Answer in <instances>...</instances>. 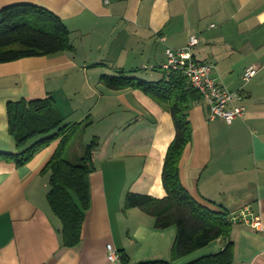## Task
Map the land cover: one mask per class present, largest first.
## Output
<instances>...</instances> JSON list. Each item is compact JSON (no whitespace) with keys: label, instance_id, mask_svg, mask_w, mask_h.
Returning a JSON list of instances; mask_svg holds the SVG:
<instances>
[{"label":"crops","instance_id":"obj_1","mask_svg":"<svg viewBox=\"0 0 264 264\" xmlns=\"http://www.w3.org/2000/svg\"><path fill=\"white\" fill-rule=\"evenodd\" d=\"M22 3L57 14L75 50L0 64V154L18 152L8 104L48 95L69 122L92 120L85 133L97 127L93 134L103 145L95 153L91 208L76 247L63 245L62 222L48 201L51 174L44 169L60 140L24 166L0 160V264H122L109 260L108 244L124 251L130 264H187L221 252L230 241L235 264H264V0H0V13ZM192 35L200 38L196 60L214 64L228 89L245 94L246 113L232 124L208 121L207 104H194L182 183L201 205L227 210L230 218L251 209L262 225L232 223L230 239L174 260L177 228L157 229L153 216L125 207L129 192L167 196L163 170L176 136L172 115L143 91L112 90L101 78L135 71L142 80L159 81L155 72L163 71L166 49L185 47ZM249 66L259 72L246 83Z\"/></svg>","mask_w":264,"mask_h":264},{"label":"trees","instance_id":"obj_2","mask_svg":"<svg viewBox=\"0 0 264 264\" xmlns=\"http://www.w3.org/2000/svg\"><path fill=\"white\" fill-rule=\"evenodd\" d=\"M71 31L54 12L37 4H13L0 13V64L24 58L44 57L74 51ZM135 71H119L104 75L102 83L112 90L136 89L146 93L171 115L176 136L170 144L163 170L167 196L163 199L148 194L129 192L127 210L139 208L156 219L157 229L177 228L173 247L174 260L186 257L218 239H230L233 224L227 210L220 211L198 203L181 180V161L193 140L191 110L202 101L200 92L192 88L182 72H163L161 80L150 82L136 77ZM9 132L17 142L18 152L0 154V160L24 166L53 142L60 144L44 169L51 174L48 201L62 222L61 236L65 247H76L91 208L90 175L96 170L95 152L98 143L87 145L77 161L66 159L69 144L84 134L92 122H69L59 111L53 95L41 99H22L8 104ZM122 264H130L129 256L119 252ZM139 264H172L149 261ZM187 264H235V247L230 243L219 253Z\"/></svg>","mask_w":264,"mask_h":264},{"label":"built area","instance_id":"obj_3","mask_svg":"<svg viewBox=\"0 0 264 264\" xmlns=\"http://www.w3.org/2000/svg\"><path fill=\"white\" fill-rule=\"evenodd\" d=\"M163 41H165L163 39ZM200 44L198 35H192L188 44L181 49H166V61L162 64L164 72L178 71L184 73L192 88L198 90L209 108L208 121L222 120L232 124L242 118L246 108L242 105L246 96L242 91L228 89L216 75V66L212 63L197 61L194 50ZM259 68L249 66L243 81L250 82L257 76ZM231 223L243 222L253 229H261V218L254 216L251 209H246L230 218ZM108 257L111 262L121 261L119 251L112 245L107 246Z\"/></svg>","mask_w":264,"mask_h":264},{"label":"rangeland","instance_id":"obj_4","mask_svg":"<svg viewBox=\"0 0 264 264\" xmlns=\"http://www.w3.org/2000/svg\"><path fill=\"white\" fill-rule=\"evenodd\" d=\"M80 49L84 53L87 52L86 46L83 43H80ZM163 72L164 71H161L160 69H158L155 73L160 74L161 75L160 78L162 79L163 78ZM160 78H159V80H160ZM157 81H158V79H157ZM88 121L92 122V124L89 125V128H90L93 125V121L92 120H88ZM96 132H97V127L91 129L87 133L84 132V134L75 137L72 140V142L69 144L65 158L71 159L70 155L73 153V154H77V158L80 159V157H82L84 155V151H85L86 146L92 144L95 141L99 144L98 147H96V148L100 149V147L103 145V138H100V136L97 134H93ZM97 150H96V152H97ZM78 159H76V161Z\"/></svg>","mask_w":264,"mask_h":264},{"label":"water","instance_id":"obj_5","mask_svg":"<svg viewBox=\"0 0 264 264\" xmlns=\"http://www.w3.org/2000/svg\"><path fill=\"white\" fill-rule=\"evenodd\" d=\"M258 207L259 206H258L257 203L252 206V209H253V211H254L255 214H258Z\"/></svg>","mask_w":264,"mask_h":264},{"label":"bare ground","instance_id":"obj_6","mask_svg":"<svg viewBox=\"0 0 264 264\" xmlns=\"http://www.w3.org/2000/svg\"><path fill=\"white\" fill-rule=\"evenodd\" d=\"M117 262V261H116ZM120 262V261H119Z\"/></svg>","mask_w":264,"mask_h":264}]
</instances>
